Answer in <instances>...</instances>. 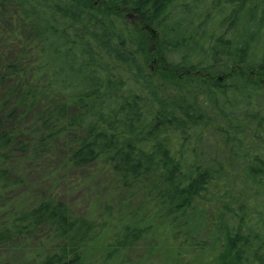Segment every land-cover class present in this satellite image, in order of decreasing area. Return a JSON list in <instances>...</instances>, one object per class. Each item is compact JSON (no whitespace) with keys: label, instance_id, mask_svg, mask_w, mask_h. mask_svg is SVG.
Returning <instances> with one entry per match:
<instances>
[{"label":"trees","instance_id":"trees-1","mask_svg":"<svg viewBox=\"0 0 264 264\" xmlns=\"http://www.w3.org/2000/svg\"><path fill=\"white\" fill-rule=\"evenodd\" d=\"M98 174L124 223L57 193ZM189 219L264 264V0H0V264H129L154 230L190 258Z\"/></svg>","mask_w":264,"mask_h":264},{"label":"rangeland","instance_id":"rangeland-1","mask_svg":"<svg viewBox=\"0 0 264 264\" xmlns=\"http://www.w3.org/2000/svg\"><path fill=\"white\" fill-rule=\"evenodd\" d=\"M100 175V176H99ZM96 182L99 183V189L101 191L94 192L93 194L89 189L86 191L77 190L74 192H67V185H59L57 193L61 195L65 200L69 201L73 209L84 216L100 219L103 212V206L114 204V219L116 221L123 222L127 220L139 205L140 199H136L130 205H119L116 203V198H113L109 193L106 192L102 185V175L98 174ZM41 188V187H40ZM98 189V190H99ZM40 190V189H39ZM100 204V205H99ZM102 206V208H101ZM136 216L142 219V214L137 212ZM190 226L184 230L185 234L192 238L194 243H203L205 249L193 250L190 258H182L184 251L177 248L178 244H172L167 237L165 230L158 232L153 231V234L147 238H144L139 246L129 250L124 255L125 259L129 264H214L211 258L214 257L213 250L210 248L212 245L213 236L210 237V232L203 226V220L189 219ZM116 223H111V227L114 228ZM156 225V224H155ZM143 226V225H142ZM151 228V227H150ZM191 228V229H190ZM180 237H183L180 235ZM212 238V239H211ZM112 240V231H108L97 245H104L103 247L98 246V249H103ZM207 243V245H206ZM97 250V249H96ZM181 251V254H179ZM103 251H98L96 255L90 260V264H98L101 259Z\"/></svg>","mask_w":264,"mask_h":264}]
</instances>
